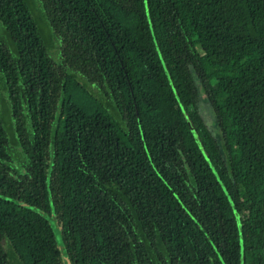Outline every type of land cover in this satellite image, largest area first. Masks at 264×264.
<instances>
[{
    "label": "trees",
    "instance_id": "1",
    "mask_svg": "<svg viewBox=\"0 0 264 264\" xmlns=\"http://www.w3.org/2000/svg\"><path fill=\"white\" fill-rule=\"evenodd\" d=\"M0 72V264H264V0H0Z\"/></svg>",
    "mask_w": 264,
    "mask_h": 264
},
{
    "label": "rangeland",
    "instance_id": "2",
    "mask_svg": "<svg viewBox=\"0 0 264 264\" xmlns=\"http://www.w3.org/2000/svg\"><path fill=\"white\" fill-rule=\"evenodd\" d=\"M44 26H46V24H44ZM52 50H53L52 54L54 56H56L57 50H58V46H55ZM0 75H1V72H0ZM197 83H198L199 93H200V99H199L200 109H201L203 115L205 116V119H206L207 123L209 124L210 129L213 132L214 136L217 137L220 142H222L221 132H220L219 125H218V123L216 121L215 114L213 112L211 104L209 103L210 102L209 99L206 96H204L205 94H204V91H203V89H202V87L200 85V82H199L198 78H197ZM0 93H1V95H0V104L3 106V108L5 109V112H6L8 106H9V103L6 100V95H5L4 89L1 88V81H0ZM9 120L10 119H8L7 123L10 125ZM12 130L13 129L10 130V133H11V137L13 139ZM49 218H50L51 222L54 224V228H55V233H56L58 244H59V246H60V248L62 250V255H63L64 259H66L65 248H64V245H63L62 237H61V228H60V226H59V224H58V222H57V220L55 219L54 216H50Z\"/></svg>",
    "mask_w": 264,
    "mask_h": 264
},
{
    "label": "water",
    "instance_id": "3",
    "mask_svg": "<svg viewBox=\"0 0 264 264\" xmlns=\"http://www.w3.org/2000/svg\"><path fill=\"white\" fill-rule=\"evenodd\" d=\"M237 217H238V221H239V227H240V229H241V220H240V216H239V214L237 213ZM242 245H243V240H242Z\"/></svg>",
    "mask_w": 264,
    "mask_h": 264
}]
</instances>
